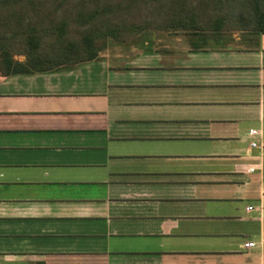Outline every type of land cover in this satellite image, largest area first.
Wrapping results in <instances>:
<instances>
[{
    "label": "crops",
    "instance_id": "crops-1",
    "mask_svg": "<svg viewBox=\"0 0 264 264\" xmlns=\"http://www.w3.org/2000/svg\"><path fill=\"white\" fill-rule=\"evenodd\" d=\"M163 32L0 72V264H264V34Z\"/></svg>",
    "mask_w": 264,
    "mask_h": 264
},
{
    "label": "rangeland",
    "instance_id": "rangeland-1",
    "mask_svg": "<svg viewBox=\"0 0 264 264\" xmlns=\"http://www.w3.org/2000/svg\"><path fill=\"white\" fill-rule=\"evenodd\" d=\"M170 0H12L11 6L0 4V61L6 52L17 61H25L29 50L30 39L39 36L45 41L44 46L51 49L52 45L61 40H77L78 45H84V37L92 42L94 49L99 52L113 46L137 45L144 38L156 32L163 34L194 33L200 30H190L174 27L169 30L163 29L166 7ZM13 2V3H12ZM195 3V1H192ZM162 4H165L163 6ZM162 10V14L160 12ZM166 12V13H165ZM247 17V14L242 11ZM238 20V21H237ZM230 25L234 28H223L222 33L236 39L248 34L242 27L247 21L237 19ZM232 21V20H231ZM60 25L65 27L59 28ZM248 26V25H247ZM145 32H139L141 29ZM66 28V29H65ZM158 28V29H156ZM58 29V32H57ZM60 29H65L61 32ZM58 33L60 36H56ZM134 34V36H132ZM65 42V41H64ZM62 46L55 47L53 52ZM99 54V53H98ZM73 53V57H75ZM249 140L239 141L240 146L248 144ZM225 146H217L215 151L221 153ZM256 153L258 149H254ZM264 152V149L262 150ZM257 162V160H248ZM261 172L251 173V185H255L258 193V180ZM264 187V181H263ZM231 195L225 200H218L215 204L223 205L226 210H233L238 214L244 212L246 204H256L258 197L254 193L245 194L238 188H229ZM206 200V205L212 202ZM213 205V204H212Z\"/></svg>",
    "mask_w": 264,
    "mask_h": 264
},
{
    "label": "trees",
    "instance_id": "trees-1",
    "mask_svg": "<svg viewBox=\"0 0 264 264\" xmlns=\"http://www.w3.org/2000/svg\"><path fill=\"white\" fill-rule=\"evenodd\" d=\"M11 1L0 0V4L3 5L4 3L2 2H7L5 5L10 7ZM192 1L170 0L169 6L166 7L167 13L165 12L163 29L169 30L177 27L200 30V32H221L224 27L234 28L230 24L240 19L248 23V26L245 25V27H242V30L246 29L248 33L255 35L264 34V0H194L195 3ZM162 5L165 6V4ZM242 11L247 14V17H245ZM159 13H163L161 8ZM61 27L65 26L60 25L59 28ZM145 28L139 32H145L147 30ZM65 29L60 30L63 32ZM56 36L60 35L56 33ZM84 39L83 46L78 45L77 40L58 39L51 49H48L47 46H44L45 41H42L39 36H33L28 43L29 50L25 51L27 54L26 60L17 61L4 52L0 61V72L4 75H10L33 71H47L60 66L72 65L97 58L100 49H94L92 42H88L90 40L86 36ZM61 45L64 46L58 51L53 52L55 47ZM73 53H75V57H73Z\"/></svg>",
    "mask_w": 264,
    "mask_h": 264
},
{
    "label": "built area",
    "instance_id": "built-area-1",
    "mask_svg": "<svg viewBox=\"0 0 264 264\" xmlns=\"http://www.w3.org/2000/svg\"><path fill=\"white\" fill-rule=\"evenodd\" d=\"M249 134L252 135V136H255V135L258 134V131L256 129H250L249 130ZM250 145L252 147H256V148H259L260 149V148L264 147V141H257V140H255V141H252L250 143ZM249 209H252V207L250 206ZM254 245H255L254 242H249V243H246L245 244L246 247H251V246H254Z\"/></svg>",
    "mask_w": 264,
    "mask_h": 264
}]
</instances>
